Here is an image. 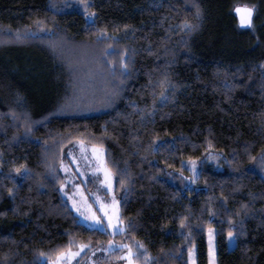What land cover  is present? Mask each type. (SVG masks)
<instances>
[{
  "label": "trees",
  "instance_id": "16d2710c",
  "mask_svg": "<svg viewBox=\"0 0 264 264\" xmlns=\"http://www.w3.org/2000/svg\"><path fill=\"white\" fill-rule=\"evenodd\" d=\"M84 2L94 16L81 0H0V264H50L70 241L107 238L61 194L80 140L105 149L120 238L144 245L140 264H189L192 246L209 264L211 226L217 264H264V179L249 168L264 150V0ZM237 5L255 6L253 26H239ZM210 151L227 164L203 169L197 188L165 177Z\"/></svg>",
  "mask_w": 264,
  "mask_h": 264
},
{
  "label": "rangeland",
  "instance_id": "374dc122",
  "mask_svg": "<svg viewBox=\"0 0 264 264\" xmlns=\"http://www.w3.org/2000/svg\"><path fill=\"white\" fill-rule=\"evenodd\" d=\"M92 146L93 145L88 144L84 141V145L82 148L79 144V141H76L73 142L72 145L67 148L66 158L64 162L65 165L69 167V171L65 172L63 168L64 177L61 184H63L64 187H60V190L62 196L66 198V200L72 205V207L73 200L77 201V203L81 207V211L84 212L86 215H90V213H88V208L86 205L91 206L92 211L95 212L96 215L99 217L101 225H97L91 219H86L85 216H81V214L76 211L77 216L80 221L83 222L86 226H89L90 228L100 229L101 231H103L107 235V238H105V241L100 242L96 246H93L91 244V249H85L84 252H82L79 257L73 259L70 264H92L93 261H95V264H127L126 260L118 259V257L124 255V253L127 251L126 249L121 250L117 248L115 251L111 252L97 250L107 248L109 241H114L117 245L121 243H130L126 241L125 238H120V236L124 235L126 232L125 222L121 216L120 204L119 216L120 219L123 221L125 231L123 233L116 232L115 234H113V229L108 226V217L105 216L104 209L101 207V204L110 205L112 203L113 196L117 201L119 200L117 193L115 192L114 176L112 180V185L111 187H109L108 184L104 182L105 177L103 171L99 170L102 167L100 161H98L96 156L92 154ZM73 157H75V160H73ZM103 161L109 168L106 160L105 149L103 151ZM77 164H79L78 168L76 167ZM193 164H195V172H193ZM224 164H227V161L225 156L221 152L210 151L208 152L207 156L203 158L189 159L186 160L181 165V167L167 170L165 177L174 185L176 184L180 186L183 190L197 188L199 184L198 177L200 176L201 171L203 169H209L210 167L215 168V166L220 169L223 167ZM249 165V168L252 171H255L260 174V176H262L264 179V150H262L261 154L257 156ZM76 185H78L79 187H76ZM81 192L83 193V196H81ZM74 210L76 209L74 208ZM109 214H111V209H109ZM210 228L213 229L212 243L215 247L217 264L218 257L216 246V227L211 226ZM209 229L207 230L206 234L208 246ZM235 244V234L231 238L228 236L227 245L229 246V248H235ZM132 247L135 251L136 247L134 244L132 245ZM77 248L78 246L76 248H73L72 250L76 251ZM191 249H193L194 256L190 254L188 255L189 264H193V259L195 260V264H198L197 248L196 246H192ZM92 252H95V255H92ZM138 264L140 263L138 262ZM145 264H148V261H146Z\"/></svg>",
  "mask_w": 264,
  "mask_h": 264
},
{
  "label": "snow or ice",
  "instance_id": "6c2138e0",
  "mask_svg": "<svg viewBox=\"0 0 264 264\" xmlns=\"http://www.w3.org/2000/svg\"><path fill=\"white\" fill-rule=\"evenodd\" d=\"M81 2L83 3V7L85 9V12L87 13V8H88L87 3L84 2V0H81ZM196 7H197L196 15H197V18H199L200 17L199 6H196ZM234 11L238 14L241 25L253 26V16L255 13V6H248V5L237 6L234 9ZM87 14L89 16L95 15V13H87ZM197 27L198 25L188 22V21H185L183 25V28L187 29L189 32L194 31ZM36 28L38 31H41V32L46 31V30L51 31L50 29L45 28L44 22L41 20L36 21ZM8 34L9 36L14 37L16 40L23 39L24 37H27V36L35 35V33L32 32L30 29L28 31H25L23 34L19 31H14V30L9 29ZM100 36L101 38H104L106 36V33L104 30L100 31ZM124 55L126 56L127 53L125 52ZM112 67H113V75H115L116 67L114 64L112 65ZM128 68H129L128 62L125 59L121 58L120 65H119L120 74L124 75L127 72ZM161 83L163 84L164 82H161ZM113 95L114 96L118 95V93L114 91ZM161 97L164 98L165 100L167 99V97L164 95V92H161ZM79 144L83 148L84 141L80 140ZM209 147L211 148V144H209ZM91 151H92V154L95 155L97 160L100 161L101 163L102 167L99 170H102L104 173V177H105L104 182L108 184L109 187H111L114 173L111 171V169L107 167V165L103 161V151H104L103 147L93 145ZM212 158H215V157H212ZM73 160H75V157H73ZM21 167H25V166L22 165ZM61 167L64 168L65 172L69 171V167L65 165L63 161H61ZM76 167L78 168L79 164H77ZM192 168H193V172H195V164L192 165ZM15 171L20 172V168L15 169ZM119 183H120V186L123 187L125 181L123 179H120ZM61 187H64V185L62 184ZM76 187H79V186L76 185ZM9 193L11 194V189H9ZM80 194L81 196H83L82 192ZM86 206L88 208V213H90V215H86L84 212H82L81 207L79 206L77 201L73 200V207L76 209L77 212L81 214V216H85L86 219H91L97 225H101V221L99 217L96 215L95 212L92 211L91 206L90 205H86ZM101 207L104 209L105 216L108 217V226L113 229V234H115L116 232L123 233L125 231V227L123 226V221L120 219V216H119V201H117L115 197L113 196L112 203L110 205L101 204ZM244 207L247 208V205H245ZM109 209H111V214H109ZM186 220H187V217H184L181 220L180 222L181 227L186 226L185 225ZM212 233H213V229L210 228L209 229V264H216V253H215V247L212 243ZM190 235H191V231L189 230V236ZM233 235L234 234L231 231L228 233V236L230 238L233 237ZM117 248L121 250H125V249L127 250L124 253V255L121 257H118V259L126 260L127 264H138L136 257L142 255V253L140 252V249H143L144 245L137 242V249L134 251L131 244L121 243L117 245L116 242L109 241L107 248L97 249V250L111 252V251H115ZM85 249H91V244L90 243H80L78 245L77 250L73 251L72 242L70 241L68 246L65 249H61L56 253L55 259L51 260L50 264H70V262L76 257H79L81 253L84 252ZM189 254L194 256L193 249H189ZM45 255H46L45 253H41V256H45ZM92 255H95V252H92ZM144 259L148 260V257L144 256ZM92 264H95V261H93ZM193 264H195L194 259H193Z\"/></svg>",
  "mask_w": 264,
  "mask_h": 264
},
{
  "label": "water",
  "instance_id": "95a60500",
  "mask_svg": "<svg viewBox=\"0 0 264 264\" xmlns=\"http://www.w3.org/2000/svg\"><path fill=\"white\" fill-rule=\"evenodd\" d=\"M237 6H243V5H237ZM237 6H235V7H237ZM236 13V12H235ZM254 15H255V13H254ZM236 16H237V18H238V20H239V16H238V14L236 13ZM254 16H253V21H254ZM239 26L241 27V28H244V29H248V27H250V26H247V25H241V23H240V20H239Z\"/></svg>",
  "mask_w": 264,
  "mask_h": 264
}]
</instances>
